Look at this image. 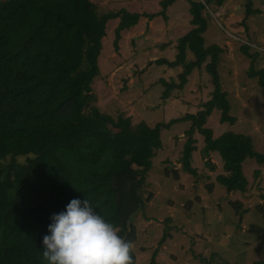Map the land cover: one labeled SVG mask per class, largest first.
Segmentation results:
<instances>
[{
    "label": "trees",
    "instance_id": "obj_1",
    "mask_svg": "<svg viewBox=\"0 0 264 264\" xmlns=\"http://www.w3.org/2000/svg\"><path fill=\"white\" fill-rule=\"evenodd\" d=\"M175 1L160 0L161 9L148 18L167 19L165 10ZM225 1L189 0L193 27L178 39L175 59H155L159 64L182 66L179 81L164 82V99L170 91L183 88L194 67L206 62L215 85L211 97L195 113L155 125L135 121L125 112L115 116L102 111L93 93L108 20L120 18L114 40L118 48L120 32L134 26L143 13L122 8L100 14L91 0L0 2V264H46L40 240L50 216L77 197L87 198L118 228L130 243L131 264H137L136 228L131 222L145 205L141 190L163 146L161 132L181 121L191 122L183 169L196 179L201 177L191 161L197 142L194 134L200 132L204 152L217 151L226 171L207 184L209 190L217 181L228 192L247 189L243 163L255 158L264 164V153L256 151L250 135L226 131L214 137L206 126L215 109L221 111L222 121H237L227 92L221 90L218 64L223 49L206 46L203 35L207 8L221 7ZM256 11L253 1L247 0V17ZM241 48L252 61L256 59L249 44ZM189 52L194 59H187ZM251 70L264 88V69ZM169 235L164 234L159 245ZM148 264L160 262L153 256Z\"/></svg>",
    "mask_w": 264,
    "mask_h": 264
},
{
    "label": "rangeland",
    "instance_id": "obj_2",
    "mask_svg": "<svg viewBox=\"0 0 264 264\" xmlns=\"http://www.w3.org/2000/svg\"><path fill=\"white\" fill-rule=\"evenodd\" d=\"M91 1L100 14L122 8L146 13L161 9L158 0ZM252 1L257 11L248 17L247 0H226L221 7L206 10L210 16L203 34L205 45L223 49L218 64L221 90L227 92L231 114L237 117L234 124L224 122L221 111L215 109L206 126L212 128L214 137L226 131L250 135L256 151L264 153V88L259 85V75H250L251 67L264 66V0ZM189 6V0H176L169 7L170 27L162 16L146 33L148 22L141 24L142 32L138 28L122 30L118 48L114 40L120 18L108 20L99 56L101 72L93 82L96 106L115 116L125 112L150 125L202 108L215 88L205 67L199 75L196 68L184 89L176 88L164 99V82L179 81L182 66L155 61L175 59L178 39L193 27ZM242 44L250 45V53L257 55L254 61L243 52ZM187 59H194V55L189 52ZM190 124L181 121L161 132L163 146L157 150L141 190L145 205L131 222L136 228L133 248L137 264H148L153 256L160 264H264V164L255 158L245 160V191L228 192L218 181L210 191L207 184L226 173L223 160L217 151L204 152V136L196 132L191 161L201 177L196 179L183 169ZM256 170H260L259 175Z\"/></svg>",
    "mask_w": 264,
    "mask_h": 264
},
{
    "label": "clouds",
    "instance_id": "obj_3",
    "mask_svg": "<svg viewBox=\"0 0 264 264\" xmlns=\"http://www.w3.org/2000/svg\"><path fill=\"white\" fill-rule=\"evenodd\" d=\"M46 264H131L130 243L87 198H72L52 213L40 240Z\"/></svg>",
    "mask_w": 264,
    "mask_h": 264
},
{
    "label": "crops",
    "instance_id": "obj_4",
    "mask_svg": "<svg viewBox=\"0 0 264 264\" xmlns=\"http://www.w3.org/2000/svg\"><path fill=\"white\" fill-rule=\"evenodd\" d=\"M159 1V6H161V4H160V0H158ZM172 5V4H171ZM171 5H169L168 6V8L165 10L166 11V15H167V10L169 9V7H171ZM160 9H158L157 11H159ZM207 12V11H206ZM140 13H143V15L139 18V20H138V22L134 25V26H132L131 28H129V29H125V30H131L132 32L136 29V28H138V32H142L143 30L141 29L142 27V25L144 26L145 24H146V22H148V26H147V29H146V31H144V33H146L147 31H150L151 29H154V27H155V24H156V22H157V20L158 19H160V17H162L163 15H157V16H154V18H152V19H149L148 18V14H150V13H146V12H144V11H141ZM152 13H154V12H152ZM164 17V16H163ZM166 20V22H169V25L167 26V27H170L171 26V19H169V17H168V15H167V19H165ZM142 24V25H141ZM189 28V27H188ZM192 28V27H191ZM188 32V31H187ZM186 32V33H187ZM185 33V34H186ZM184 34V35H185ZM160 42H162V41H160ZM164 45H166L165 43H163ZM158 59V58H157ZM251 62V61H250ZM256 62V61H255ZM254 62V63H255ZM205 65L206 64H203L201 67H194V69H193V71H192V73L189 75V76H191L193 73L195 74V72H194V70L196 69V68H199V72H197V75H199L200 74V72H202L201 70L203 69V70H205L206 69V67H205ZM202 67H205V69L204 68H202ZM264 69V66H260V68H257V69ZM251 69H252V67H251ZM254 69H256V68H254ZM207 71V70H206ZM208 72V71H207ZM194 74H193V76H194ZM190 81V78H189V80H188V82ZM187 82V83H188ZM187 83L185 84V86L183 87V89L187 86ZM211 156V155H210Z\"/></svg>",
    "mask_w": 264,
    "mask_h": 264
},
{
    "label": "water",
    "instance_id": "obj_5",
    "mask_svg": "<svg viewBox=\"0 0 264 264\" xmlns=\"http://www.w3.org/2000/svg\"><path fill=\"white\" fill-rule=\"evenodd\" d=\"M206 15H207V16H210V12L207 11V12H206Z\"/></svg>",
    "mask_w": 264,
    "mask_h": 264
}]
</instances>
